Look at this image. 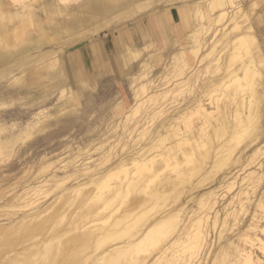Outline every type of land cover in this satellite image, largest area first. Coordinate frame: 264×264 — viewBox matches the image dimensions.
<instances>
[{
  "label": "rangeland",
  "instance_id": "rangeland-1",
  "mask_svg": "<svg viewBox=\"0 0 264 264\" xmlns=\"http://www.w3.org/2000/svg\"><path fill=\"white\" fill-rule=\"evenodd\" d=\"M28 1L37 6L43 33L51 35L44 38L42 44L54 40L57 43L54 47L60 51L59 55H55L64 60V64L62 71L48 68L38 73L34 69L25 72L16 69L13 74H24L25 81L12 82L10 78L13 74L0 79V140L9 142L5 143L7 147L4 145L1 148L0 145V225L3 227H10L25 215L47 205L54 197L63 194L65 187L73 188L94 172H103L118 158L131 153L136 155L140 149L141 153L145 152L151 145L153 132L161 127L160 131L164 133L166 129L164 131V127L160 126L161 122L165 123L169 117L176 115L177 110L185 109L190 95H202L206 107L214 111L213 104L208 102L221 94L223 86L216 85V88L211 87L206 92L203 89L205 83L209 79L217 80L226 70L221 65L225 66L227 55L234 56L236 61L245 58L237 55L233 45V36L241 28L239 25L230 27L233 14H240V8L248 9L251 18H238V23L241 26L251 24L253 30L261 29L260 35H256V47L264 57V11L260 0H236V6L229 8L230 12L215 22H211L207 15L196 36L194 33L191 35V28L186 33L185 24L180 23L185 31L179 34L180 40L175 42L176 45L169 49H159L146 43V37L137 23L153 11L162 15L171 8H180L186 0H154L153 4H150L151 0H146L143 1L146 7L129 9L127 13L130 14L123 18H119L114 9V12L105 11L97 18L88 11H82L79 13L82 18L76 21V7L84 0ZM207 1L190 0L188 3L195 4L197 11L204 12ZM3 2L7 9H22L21 1ZM111 3V7L115 8L116 4L113 6L114 2ZM43 5L55 8L59 5L64 11L46 13ZM107 5L110 3L100 8L106 9ZM257 16L261 20H256ZM1 20L0 28L15 25L7 19L10 23ZM49 20L53 21L52 25ZM156 20L161 27L163 23L160 19ZM37 28V24L28 25L27 32L16 39L12 36L8 39L0 37V47L9 45L11 41L16 46L26 45L31 38L40 35V32H35ZM186 35L188 43L184 42ZM72 39H75L74 42L68 43ZM193 39L197 40V53L189 48L195 43ZM51 47L48 45L45 49ZM182 50L185 51L183 57L179 55ZM176 63H179L180 69L174 68ZM259 88L264 93V74L259 84L251 89L252 96L250 89L246 91L245 106L259 92ZM192 89L193 94H189ZM234 104L232 102L231 107ZM218 111L213 114H220ZM187 112L190 114L191 109ZM258 119V127L253 128L249 135L244 134L231 159L220 169H215L218 172L214 170L212 178L209 176L210 179L208 177L205 181V175L194 177V181H190L189 185L186 183L185 188L180 190V195L169 198L170 208L186 205L181 215L182 223L187 224L204 216L201 221L203 245L193 264H225L221 261L222 256L234 245L251 248L255 258L264 262V250L260 248L261 245L264 248V232L261 229L264 227V207H258L260 199L264 202V112ZM186 120L192 121V124L188 126ZM209 121L203 116L188 115L177 122H180V132L189 134L190 130H202L203 122H206L204 129L209 130ZM201 134L205 143V133ZM169 137L164 139V144L158 142L156 148H147L145 153L157 154L163 145H171L180 135ZM250 138L253 139L250 141ZM182 146L189 147V144L182 143ZM179 153L181 151L178 150L175 154ZM207 168L209 171L210 167ZM164 171L168 172V169ZM66 175L70 178L65 179ZM199 180H203L201 187L196 186ZM56 182L63 186L57 188ZM154 182L153 185L156 184ZM41 183L46 185L41 186ZM30 186L42 188L48 193L28 192ZM210 191L212 195L208 194ZM28 194L29 198H26ZM202 196L206 201L205 208L200 203ZM25 204H30V207ZM248 238L253 240L252 247L245 241Z\"/></svg>",
  "mask_w": 264,
  "mask_h": 264
},
{
  "label": "bare ground",
  "instance_id": "bare-ground-1",
  "mask_svg": "<svg viewBox=\"0 0 264 264\" xmlns=\"http://www.w3.org/2000/svg\"><path fill=\"white\" fill-rule=\"evenodd\" d=\"M11 1H21L20 7L22 9L16 5L18 8L14 10L7 9L3 0H0V19L3 21L7 19L15 23L13 27H2L4 23L1 24L0 37L8 39L9 36H12L15 38L26 33L28 25L34 26V24H37L38 28L35 32H40V35L31 38L32 44H35L36 47H43L53 42L42 44V40L51 35L43 33L44 29L41 28L37 6L34 3H29L27 0ZM34 1L39 2L41 0ZM55 1L66 2L75 0ZM127 1L84 0L76 7L74 19L76 21L82 18L79 15L82 11H88L97 18L105 11L113 9L111 2H114L113 6L116 4L115 7H117V5L124 4ZM10 3L12 4V2ZM108 3L110 5H107L106 9L100 8L101 5ZM44 9L46 13L48 11L52 13V11L56 10L55 12L59 14L64 11L63 7L59 5L56 8L52 5H47L44 6ZM239 11H241L240 14L237 12L233 14L230 27L239 25V28H241V31H237L238 33L233 36V45L238 53L237 55L245 58L242 61L238 60V62L236 61L237 59H234V56L227 55L225 57V66L221 65L226 70L217 80L209 79V81H205L206 83L203 87L207 92L211 87L223 86L221 94L215 98L211 97V101L208 102V104H213L215 110L209 111L205 100L201 98L202 95H190L187 97L188 100L186 99L187 106L185 109L177 110V114L169 117V120H166L167 122H161L162 125L160 126L164 127V131L165 129L166 131L164 133L161 132L160 127L159 130L153 132L152 138H150L151 143L149 142L151 145L148 143L149 146L147 148L148 150L153 147L156 148V143L164 144L165 138L169 136L174 138L180 135L179 139L176 137V140L171 142V145H167V143L163 146L161 145L163 148L153 155H147L145 153L148 151L146 148L145 152L141 153L142 149H140L139 154L131 153V155L122 156L109 167L107 166L103 172L99 174L94 172V175H90L91 177L89 176L90 178L85 181H79L80 183L76 186L74 185L75 187L73 188L65 187L66 191L63 194L54 197L51 202L45 203L47 205L37 208L35 212L26 213L27 215L17 220L12 226L3 227L0 225V264H193L203 245L204 234L201 221L204 216L192 219L187 224L182 223L181 215L186 205L170 208L169 198H176L180 195V190L185 188L186 183H190L194 177L199 176L201 178L202 175H205V177L207 176L206 178L204 177L205 181L209 176L212 178L214 170L220 169L226 161L231 159L234 151L238 148L237 146L245 137L244 134L249 135L253 128L258 127L260 122L258 118L264 112V93L261 88L249 100L248 106H245L246 91L258 85L260 78L263 77L264 57L262 53L258 52V47H256L257 31L253 30L254 27L251 24L241 26L237 21L238 18L248 17L247 11L243 9H239ZM225 13H222L218 20L223 19ZM193 17L195 18V16ZM48 22L52 25L53 21L49 20ZM195 33L197 31H194ZM193 42L195 43L192 46L190 45L189 48L192 51L196 50L195 52L197 53V40L193 39ZM184 50L179 54L182 57L183 53H185ZM53 52L56 51L49 49L45 54ZM234 64L237 65L234 66ZM177 67L181 68L179 63L174 66V68ZM41 68L44 69V67ZM191 93L193 94V89L189 92V94ZM250 93L252 96V90ZM205 94L207 96V93ZM230 100L236 104V106L234 104L235 108H233L234 106L231 107L232 102ZM190 109L191 112L188 114L187 111ZM218 109H221V111H218ZM245 109H247L246 112ZM215 111L220 114L214 115ZM188 115L189 117L199 115L207 118V121L210 120L209 130L207 128L204 129L206 122H203L202 130L199 128L198 131L190 130L189 134L181 133L180 122ZM186 123L190 126L192 121L188 120ZM200 131L205 133V143ZM246 139L248 142L249 137ZM252 139L250 138V141ZM10 141L13 145L11 139ZM6 142L8 141L0 140L1 148L2 146L4 147ZM216 142L221 143L217 145ZM182 143L189 144V147H183ZM176 150L181 151V153L176 155ZM208 166L214 169L210 171L209 168L208 171ZM166 169H168V172L164 171ZM215 171L218 172V170ZM67 175L66 177L64 176L65 179L70 178V175ZM203 180H199L196 186L201 187ZM154 181H156L155 185L152 184ZM42 184L44 183H41V186H43ZM59 186L62 187V183H57L56 187L58 188ZM27 191L36 194L42 191L44 195L48 193L42 188L35 187H31ZM208 194L212 195L213 192L210 191ZM26 198H29V194ZM205 202L202 196L200 203L203 208L206 207ZM30 204H27L28 206L25 205L30 207ZM258 207H264L262 199L258 202ZM261 229L264 232V227ZM245 241L250 247L254 245L253 240L249 238L245 239ZM260 248L264 250L262 245ZM222 257L221 261L225 264H264L260 258H255L251 248H240V246L236 245H234L232 250L225 252ZM152 259L154 260L150 263Z\"/></svg>",
  "mask_w": 264,
  "mask_h": 264
},
{
  "label": "crops",
  "instance_id": "crops-1",
  "mask_svg": "<svg viewBox=\"0 0 264 264\" xmlns=\"http://www.w3.org/2000/svg\"><path fill=\"white\" fill-rule=\"evenodd\" d=\"M143 1L145 2L146 0H128L126 3L120 4L117 7H115L116 9L115 8L113 9L115 10L119 18L127 17L130 14V13H127L129 9H135V8L140 9V8L146 7ZM153 1L154 0H151L150 4H153ZM189 1L190 0H186L184 3H182L183 5L180 8L178 7L171 8L170 10L165 11L162 15L159 13V11H153L149 13L147 16L142 17L138 21L137 26L139 29H141L142 33L146 37V43H151L152 45H154L155 47L159 49L172 48L180 40L178 39L179 34H181L182 31L183 32L185 31V30H182V25L180 23L185 24L186 33H187V29L191 28L190 32L192 35L194 31L196 32L199 29H201L203 19L206 18L207 15L211 19L210 20L211 22H215L216 19H218V17H220L222 13H225V12L228 13L230 12L228 11L229 8H234L236 6V0H208L207 3H204V7L206 8V11L201 12L202 10L200 11L196 10L197 6H195V4H189L188 3ZM259 2L262 6V9H263L262 11H264V0H260ZM240 9H244V8H240ZM244 10L247 11V15L250 19L251 17L248 14V9H244ZM214 11L215 13L217 12V14L216 16L211 17L210 15L215 14L213 13ZM188 14H192V15L189 16ZM193 16H195V18ZM255 18H257L256 20H261V17L259 16ZM156 19H160V22L163 23L161 27H159V25L157 24ZM263 24H264V21H263ZM255 30L257 31V33L256 32L255 33L258 37L261 33V29L259 28ZM31 40H29V42L26 45L23 44V45L16 46L15 44L12 45L13 43H10L11 45L9 46L5 45L3 47H0V79L13 74V72L16 69H18V71L20 72H25L30 69H34L35 72H40L43 70V68L41 67H44V69L52 68L53 70L59 69L60 71H62V64H64V60L62 61L61 59L57 58V56L55 55L56 53L57 55L60 54V51L54 47V45L57 43L54 42L53 40L54 43L51 42L49 44L52 46L50 49H54V51H56V52H53L54 54L53 53L45 54V52L49 50V49H45V47L48 45H45L43 47H36L35 44H32ZM74 40L75 39H72V41H69L68 43H72L74 42ZM188 40H189V37L188 35H186L184 42L188 43ZM44 57H47V58L44 59ZM46 65L48 68L46 67ZM10 79L12 80V82L13 81L20 82L23 80L25 81L23 74L18 75L17 77H16V74H13ZM62 93H63V90H62Z\"/></svg>",
  "mask_w": 264,
  "mask_h": 264
}]
</instances>
